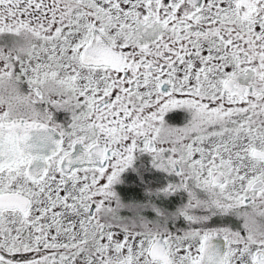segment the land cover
<instances>
[{"label":"snow or ice","instance_id":"1","mask_svg":"<svg viewBox=\"0 0 264 264\" xmlns=\"http://www.w3.org/2000/svg\"><path fill=\"white\" fill-rule=\"evenodd\" d=\"M0 264H264V0H0Z\"/></svg>","mask_w":264,"mask_h":264}]
</instances>
